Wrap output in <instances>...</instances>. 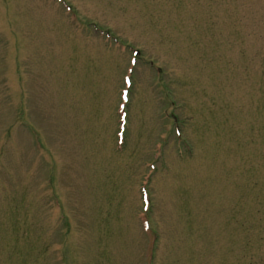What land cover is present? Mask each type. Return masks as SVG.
<instances>
[{
  "label": "rangeland",
  "instance_id": "1",
  "mask_svg": "<svg viewBox=\"0 0 264 264\" xmlns=\"http://www.w3.org/2000/svg\"><path fill=\"white\" fill-rule=\"evenodd\" d=\"M64 1L0 0V264H264V0Z\"/></svg>",
  "mask_w": 264,
  "mask_h": 264
},
{
  "label": "bare ground",
  "instance_id": "2",
  "mask_svg": "<svg viewBox=\"0 0 264 264\" xmlns=\"http://www.w3.org/2000/svg\"><path fill=\"white\" fill-rule=\"evenodd\" d=\"M54 179H55V174H54ZM56 194H57V196L59 197L58 192H56ZM59 199H60L61 203H63L60 197H59ZM152 224H153V222H152ZM66 248H67V246H66Z\"/></svg>",
  "mask_w": 264,
  "mask_h": 264
}]
</instances>
